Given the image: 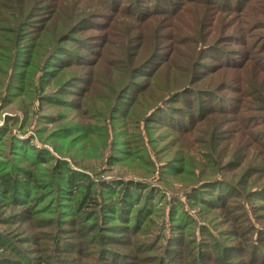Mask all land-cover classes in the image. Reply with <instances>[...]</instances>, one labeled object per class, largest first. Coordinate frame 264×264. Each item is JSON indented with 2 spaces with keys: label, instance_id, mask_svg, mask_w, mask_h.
Instances as JSON below:
<instances>
[{
  "label": "rangeland",
  "instance_id": "rangeland-1",
  "mask_svg": "<svg viewBox=\"0 0 264 264\" xmlns=\"http://www.w3.org/2000/svg\"><path fill=\"white\" fill-rule=\"evenodd\" d=\"M17 1L0 0V11L4 14H0V32L4 34L1 35L4 41L0 46L4 47V57L7 58V62L4 61V78L0 76L4 80V87H0V175L4 173V182L13 178L9 169L13 164L34 172L40 185L48 180L53 183L52 188L32 189L30 199L23 196L13 204V193L2 197L0 188V233L4 235L1 239L4 243L11 241L12 245L0 247V260L11 258L15 261L24 256L40 255L32 252L34 248L28 241H32L36 234L41 236L43 229L34 227V232L31 229L35 220L41 219L33 216L31 219L34 221L29 219L24 223L27 215L23 212L28 209L23 210L21 203L29 200L31 204L34 197L42 196V204L50 207L57 201L59 205L49 213L45 210L40 216L52 217L56 213V219L65 217L73 220L63 226L66 231L62 229L66 241L71 242L66 247L67 251L56 250L53 244L43 256L60 254L78 264H264V110L260 109L264 106V72L253 77V65L238 72L222 65L232 58L227 54L231 55L234 48H240L226 37L244 31L236 16L229 14L227 19V15L224 16L222 23L227 21L235 27L225 31L222 28L218 34L206 36L201 46L188 43L177 46L179 57L192 55L195 50L192 64H187L171 51L174 45L168 37L175 38V35H171L170 27H167L170 22L163 14H158L159 27L154 41L146 45L145 52L142 53L144 48L136 52L137 44L145 47L143 37L137 39L142 34L137 10L153 7V0H26L22 4ZM113 3L120 5L125 14L115 26L105 17H98L117 12L119 8L111 10ZM16 4L28 9V15L19 12L23 20L18 24L10 18L16 16L17 9L21 7L17 8ZM52 16L54 22H75L74 31L66 35L68 41H60L64 44L45 52L44 57L52 58V66L70 61L62 64L64 67L55 78H52L53 74L47 76L40 72L31 78L22 74L25 80L30 79L28 82L20 81L18 72L34 52L31 46L37 42L35 31L47 17ZM211 21L204 17L198 39L202 40V30L209 27ZM259 24L264 26V15H261ZM254 33L263 44L264 28L257 27ZM244 34L239 35L240 40L249 38L250 42L257 44L255 39ZM218 35L219 46L203 51L209 44H216L211 42ZM193 38L196 40L195 36ZM111 44L116 47L124 45L128 57L119 54L114 58L121 63L132 58L141 62L154 54L147 65L138 63L136 71L142 75L135 78L134 84L128 85L127 89H115L118 102L113 101L112 92L100 86L94 87L95 76L89 65L103 57L112 60L105 54L106 46ZM255 56L257 61L264 52ZM166 59L172 62L171 66ZM9 65L11 67L7 71ZM158 66L157 78L148 79V74ZM167 70L170 72L168 76ZM106 74L99 71L98 76L103 79V86L108 87L112 82L104 79ZM232 74L236 79L242 75L245 83L250 82L245 85L247 94L240 93L243 84L232 82ZM166 78L175 79L178 84L163 92ZM195 80L197 82L193 83ZM147 82L156 87L144 90L145 96L139 102H145L146 106L142 103L136 116L111 115L117 103L118 109L123 110L130 95ZM204 87L212 88L214 95L202 92ZM104 96L109 98L108 102ZM160 103L163 105L161 108L156 110V107L148 114L151 106ZM219 103L228 109L233 106L237 110L234 114L237 120L232 114L220 113L217 110ZM189 106L194 110L205 107L217 111L203 121L191 123L197 113L188 120L194 111L189 113L193 109ZM136 108L131 107L129 112ZM127 121L134 123L127 125ZM189 123L187 135H183L182 129ZM214 126L217 129L213 130ZM70 140H77V143L71 144ZM130 154L136 159L128 161ZM136 160L146 169L151 164L155 167L153 176L147 177V181L151 178L148 187H130L127 183L125 186L112 179L148 173L141 166L135 167ZM172 164L184 167L177 178L174 175L177 167ZM66 170L70 171L69 174ZM206 179L208 181L205 182ZM101 181L106 184L105 192L111 191L107 188H114L118 198L132 192L122 204V214L127 218L133 217V211L142 207L146 196L149 202L138 231L111 234L122 223L118 224L115 218L119 213L115 209L118 207L116 204L111 213L102 211L101 204L110 194H102ZM28 188L22 187L21 191L31 189ZM85 194L88 199H83ZM138 196L140 198L136 200ZM187 212L205 222L203 228L200 221L199 224L194 218L189 221L192 217ZM85 214L88 216L83 218ZM104 214L110 216L103 217ZM163 226L165 230L161 229ZM199 227L202 228L201 233L195 234ZM207 229L212 232L211 237ZM237 231L245 236L232 235ZM155 234L162 238L154 245L149 244ZM183 234L189 243L181 242ZM196 238L201 243H197ZM191 240L195 241L194 245L190 244ZM102 248H109L119 255L107 254L106 259H100ZM191 248L194 250L188 251ZM162 256L165 261H160ZM2 262L0 264H6Z\"/></svg>",
  "mask_w": 264,
  "mask_h": 264
},
{
  "label": "trees",
  "instance_id": "trees-1",
  "mask_svg": "<svg viewBox=\"0 0 264 264\" xmlns=\"http://www.w3.org/2000/svg\"><path fill=\"white\" fill-rule=\"evenodd\" d=\"M19 1V2H18ZM17 3H23L26 0H18ZM89 1H93V0H89ZM137 1H144V0H137ZM151 1V0H150ZM154 4L153 7H149V6H145L143 7L144 9L141 10H137L138 11V15L137 18L140 21V30L142 31V34L137 37L138 40H140L143 37V43L145 44V47H141L140 44H137V46H135L136 52L137 51H141L142 53L145 52V48L148 47L146 45L150 44L151 41H154V38H156V28L159 27V23L158 22V14H163L167 17L168 21L170 22L169 24H167V27H170L168 29H170L171 31V35H175V38H173V36L168 37V41H172L173 45L171 48V51L173 52V55H177L179 57V52L177 50V46L182 45L184 43H188L189 45H199L201 46V43L204 42L207 38L210 37L209 35L211 34H215V33H219V31L222 28H225L223 31L229 29V27H232L233 25L231 24H227V21L225 23H222L224 20V16L227 15V17L225 19H227L230 15H234L237 18V23L241 24V27L244 29V31L238 32L233 34V36H226L229 38V41L231 44H233L235 47H240V48H234L233 54L228 55L227 56H231L232 58L226 60V62H223L222 65H227L224 66L225 68H230L231 70H236L241 71L243 70L246 66H252L255 68L252 76L253 77H258L260 76V72H264L262 71L264 69V56H262V58H258L257 61L255 59V55L260 53V52H264V43H261V40H257V36L254 33L255 28L259 27L260 29H263L264 26L259 24L260 23V19H261V15H264V0H153ZM136 3V1H135ZM138 3V2H137ZM18 6H21L20 4H16V7L18 8ZM255 6V7H254ZM113 7V8H112ZM111 7V10H115L114 8H119V10L117 12H110L112 14H103V16H98V17H105L106 20H110L112 26H115L118 22V19L125 15L124 13H122V8H120V5H117V3H113ZM151 8V9H150ZM22 11L23 15H28V9L25 7H20L19 9H17V14L16 16H12L10 18H12L13 22H16L17 24L20 23L23 18L20 17L19 12ZM24 11H27L26 13ZM213 11V12H210ZM140 13H144L143 16H140ZM0 14L2 16H4V14L0 11ZM34 17V16H32ZM53 17H47L44 21H43V25L38 26L35 31V39L37 40V42L32 43L31 48L34 50V52H32L28 58V60L23 64L22 69L19 70V80L20 79H24V75H28L30 78L31 76H37L38 73L42 72L47 76H50L51 74H53L52 78H55L58 73L60 72V70L64 67L62 64H68V62L70 60L67 61H63L62 63H56L53 64V66L50 64L52 61V58L49 56L44 57V53L48 51H50L51 49L54 48H59L60 45H63L64 42L59 43L60 41H68L67 39V34H69L70 32L72 33L74 31V23L75 22H71L69 24L65 23V22H57V21H53ZM204 17H209L212 21L209 22V27H206V29L204 28L202 30V40L198 39L197 36L201 33L199 32V29H202V23H203V19ZM1 18V17H0ZM50 25V26H49ZM235 27V26H233ZM233 29V28H232ZM217 33V34H218ZM244 34L245 36H249L250 38H253L257 41V44L254 45L252 42L249 41V38H247L246 40H240L239 35L240 34ZM176 34H181L180 37L176 36ZM4 35L2 32H0V42L2 44V41H4ZM193 36L196 37V40L193 38ZM218 36H215L214 38V42L211 43H215L216 44H209V47H205L204 49H215L217 48V46H219L218 41H220V39L218 38ZM124 39H127L126 36L124 35ZM107 43V42H106ZM261 43V44H260ZM260 44V45H259ZM107 45V44H106ZM207 45V44H206ZM259 45V46H258ZM204 46V45H203ZM202 46V47H203ZM65 49V48H63ZM71 48H69L70 50ZM4 47L0 46V76H2L4 78V61L7 62V58L4 57ZM10 51V48L8 49ZM193 54H189L188 56H184V57H179L181 61H186L187 64H192L193 58H194V54H195V50H193ZM94 54V53H93ZM105 54L108 57H111L112 60H108L106 59V57H103V59L100 58V61H89L91 65V72L94 74L95 79L92 83L95 84L94 87L96 86H100L103 90H106L107 92H112V97H113V101L118 102L116 100V93L117 90L115 89H120L122 87H124V89H127L128 85L131 86L132 84H134L135 78L139 75H142L140 73V71H136L139 67L138 65L141 64V66H145L149 63L150 59H152L154 57V54H150L149 56H147V58L145 57L141 62H135V60L129 59L128 62L125 63H121V62H117V60H114V58L116 56L120 55H124L126 57H128V54L126 53L125 47L124 45L122 47H116L114 45L111 44V46L109 45L108 47L106 46L105 48ZM99 59V58H98ZM166 62L171 66L172 62L170 60L166 59ZM120 63V64H119ZM139 63V64H138ZM252 63V64H251ZM8 64V63H7ZM6 64V65H7ZM70 66V64L68 65ZM10 65L8 66V70H10ZM261 70V71H260ZM99 71L103 72H107V74L105 75L106 80L112 82L108 87L103 86V84L101 83V81L104 83L103 79H99ZM168 71V70H167ZM200 70H198L199 72ZM118 72V73H116ZM159 72V66L153 71L152 74H148V79L152 78L153 80H155L157 78V73ZM170 74V72L168 71L167 76ZM110 75H112V77H110ZM264 75V74H263ZM151 76V77H150ZM29 78V79H30ZM29 79H26L25 82H28ZM231 79L232 82H240L243 84V86L240 88V93L241 91L244 93H248L245 85H248L250 82L245 83V79L242 77V75H239V77L236 79V75L232 74L231 75ZM234 79V80H233ZM22 81V80H20ZM166 82L164 88H163V92H168L169 90H171L172 88H175L176 85L178 83H176L175 79H170V78H166L164 80ZM24 82V83H25ZM88 82V81H87ZM197 80H195L193 83H196ZM89 83V82H88ZM91 83V82H90ZM245 83V84H244ZM117 85V86H116ZM187 85V84H186ZM151 86V87H150ZM0 87H4V80L0 79ZM119 87V88H118ZM156 86L155 85H148L147 84L144 87H141L140 89H136L131 95H130V101L128 100L127 102H125V108H120L118 109V106L116 104V106L111 110V115L114 116L116 114H122L121 116H126L129 115L130 116H136L138 113V110L140 108H142V103L146 106L145 102H139L141 98H143L145 95V89L149 88L147 91L154 89ZM188 86H186L185 88H187ZM187 89H191V88H187ZM146 91V92H147ZM186 91V90H185ZM161 92V93H163ZM174 92V91H171ZM175 92H178L177 89L175 90ZM174 92V93H175ZM202 92H206L209 95H214V91L212 88L210 87H204L202 88ZM239 92V90H238ZM212 93V94H211ZM104 99L107 100V102L109 101V98L107 96H104ZM4 101V98H3ZM114 102L111 103V105ZM216 103V102H211ZM201 104H203L201 102ZM148 105V104H147ZM218 108L217 110L222 113V114H232L234 116V120H237V116L234 114H237V110H235L232 107H230L229 109L226 107L221 106V103L217 104ZM133 106H137V108L134 111L129 112V110L131 109V107ZM161 106H163L161 103L160 105L158 104L151 106L148 109V114L149 112H152L153 109L156 110L161 108ZM262 108H260L261 110H264V106H261ZM189 109H192L189 111V113H191L194 110L193 106H189ZM114 109H118V112H114ZM215 108L214 109H209V108H205V107H198V110H194L191 113V116H188V120H191V117H193V115L195 114V112L197 113L195 118H193V120H191L190 122L193 123L195 121H203L205 120V117H207L208 115H213L215 114V112L217 111ZM123 111V113H122ZM159 115V114H158ZM189 115V114H188ZM130 121H127V125H129ZM132 123V122H130ZM134 123V122H133ZM132 123V124H133ZM185 126L182 129V133L183 135H187L185 132L188 131L187 127L190 126V124ZM240 127V126H239ZM244 125L242 127V130L244 129ZM217 129L215 126L213 128V130ZM139 132V131H138ZM136 134V132H134ZM62 137V136H61ZM26 139V138H24ZM85 139V138H84ZM83 139V140H84ZM82 140V139H81ZM71 144H76L77 140H70ZM128 161H132L134 159H136L135 157L132 156V154H130L128 156ZM139 159V158H138ZM137 164H135L137 166H141V168H145V170L148 172H144V173H137L135 174L136 176H133L131 178H122L121 176H115L112 179L115 181H118L119 184L121 185H125L126 183L128 185H130V187H133V185H135L136 187H148L149 186V181L151 178H149V181H147V177L153 176V171L155 169V167L151 164L150 166L152 167H144L143 164H141V162H139L138 160ZM136 163V162H135ZM214 165V163H212ZM59 165L60 162H59ZM134 165V164H133ZM175 165V164H172ZM226 165V164H225ZM56 166H58V164L54 165L55 171H56ZM176 166V165H175ZM177 169H175V177L178 175H181V173L184 170L183 166H176ZM70 168V167H69ZM140 168V169H141ZM213 168V166H212ZM3 169V168H2ZM9 169H11L12 173L11 175L13 176V178L11 177L10 180L8 179V181L4 182V173H1L0 175V188H1V192H2V197H4L5 194L10 195L11 193H13V201H11V203H18V200L23 199L22 197H28L30 199L31 196V190L32 189H36V188H46L51 186L52 188V181L48 180L46 182H43V184H39L40 182L38 181L39 178H35L36 175H34V172H28L26 169L24 168H20L19 165H13L11 164ZM59 169H57V172ZM68 170H66L67 172ZM214 171V170H213ZM70 171H68L69 174ZM6 173V172H5ZM177 178V177H176ZM70 179V178H69ZM67 180L68 183L70 184L71 181ZM105 180V179H103ZM139 180V181H138ZM142 180V181H140ZM208 181V179L205 180V182ZM103 181L100 182V185L102 186V191L104 190V193H108L110 194L109 196H107V198H104L103 202H102V211L106 213H111L112 210L114 209L113 205L116 204L118 207H115L116 210H119L118 216H116L115 218L118 220V224L122 223L123 228H121L120 226H116L118 228V230H113L114 233H111L109 231H107V233H111L112 235H119L120 232H128L130 231L131 234L135 233L136 231L139 230V228L141 227V223L144 221V216L146 213V204L149 202L147 201L148 199L145 198L143 199V205L139 210H135V212L133 211V217L129 216V218H127L125 215L122 214V204L125 203L126 199H128L130 197V193H126L125 195H120V197L118 198L117 194L118 192L113 188H107L110 189L111 191H107L106 187L104 183H102ZM204 182V183H205ZM5 185H9L6 188H4ZM40 185V186H38ZM12 186V188H11ZM23 188H27L30 189L29 191H21V189ZM88 187V185H87ZM14 191V192H12ZM87 194H85V196L83 197V199H88V197H86ZM116 196V197H115ZM42 196L39 197H34L31 201V204H29V200L22 202L21 204H23V210L24 209H28L26 212H23V214H26V220L23 221L28 222L29 219H31L33 216H36L37 219H41V220H35L36 223L32 224L31 229L34 232V227L36 228V230L39 229H43V231L41 232V236L40 235H35L34 239L31 241H28L32 244V247L34 248V250L32 251L33 253H40L39 256L37 257H29V256H24V258L20 259V260H15L13 261L11 258H6V260L2 259L0 260V262L5 261L6 264H78L77 261L72 260L71 258L68 257H62L60 256V254H58V256H52L53 259H51L52 257L49 256H43V253L48 251L49 248H51V245H55L56 250H59L61 252H65L67 251L66 247L70 246L71 242H67L65 235H63L66 231V228L63 226L67 225V221L71 222L73 220H67L65 217H62L61 219H56V213L55 216L52 217H48L46 216H40V214L45 213V210H48L47 213H49L51 210L55 209L59 204L58 202H53V204L49 207L46 206V204H42ZM140 198V196H138L136 198V200H138ZM5 199V198H4ZM111 203V204H108ZM137 203H140L139 201H137ZM29 205H31L30 207H28ZM33 205V207H32ZM47 208H46V207ZM146 207V208H145ZM132 209V207H131ZM114 213L116 212L115 210L113 211ZM184 213V212H182ZM188 213V212H187ZM129 214H131V211L129 212ZM185 214V213H184ZM190 217H192L191 219H189V221H193V218L197 221V224H199L198 221H200V223H202V228L205 225V222L199 220L196 218V216L191 215V213H188ZM38 215V216H37ZM88 214L83 215V218L87 217ZM110 215L108 214H104L103 217H109ZM25 217V216H24ZM215 219V218H213ZM31 221H34L31 219ZM37 221H39L37 223ZM86 221V220H85ZM214 222L216 220H213ZM6 222V221H5ZM7 223V222H6ZM41 224V225H39ZM61 224V225H60ZM125 226V227H124ZM4 227V226H3ZM63 227V228H62ZM120 227V228H119ZM202 228H198V231L195 234L201 233V229ZM62 229H65L62 230ZM161 229L165 230V227L163 226ZM167 232L169 233V230H167ZM207 232L209 233L208 235L211 237L212 232L207 229ZM160 233V232H158ZM166 233V232H165ZM59 234L62 235L59 236ZM227 234V233H226ZM237 235H242L243 237L245 235H243L244 233H242L241 231H237L234 232V236ZM3 234L0 233V247H6L8 248L6 245H11V241L4 243V241L1 239L3 238L2 236ZM108 235V234H106ZM155 238L153 239V241H151L149 244H156L158 243V241L160 240V238H162V236H160V234H155ZM159 235V236H158ZM184 235V236H183ZM181 237V242H188L187 237L185 236V234H183ZM227 235H230L227 234ZM202 236L201 234H199V237ZM8 239V238H7ZM187 240V241H186ZM196 242L197 243H201L198 242V238H196ZM189 243V242H188ZM61 244H62V248H61ZM191 245L195 244L194 240H191L190 242ZM68 245V246H67ZM187 245V244H186ZM64 247V248H63ZM224 250H227L226 248H222ZM245 249V248H244ZM194 248H191L188 251H193ZM18 252L22 253V250L18 249ZM52 253V252H51ZM19 254V253H18ZM107 254H111L113 256L119 255L118 252H114L109 248H102L100 250V254L99 257L100 259L104 258L106 259ZM42 255V256H41ZM56 257V258H55ZM252 257V256H251ZM165 261V258L162 256L160 261ZM249 260V259H248ZM252 259H250L249 261H252ZM12 263H8L11 262ZM3 263V262H2ZM112 264H116L115 262H111Z\"/></svg>",
  "mask_w": 264,
  "mask_h": 264
}]
</instances>
